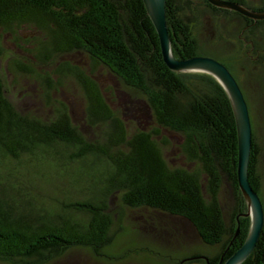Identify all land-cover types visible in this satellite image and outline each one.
Listing matches in <instances>:
<instances>
[{
    "label": "trees",
    "instance_id": "16d2710c",
    "mask_svg": "<svg viewBox=\"0 0 264 264\" xmlns=\"http://www.w3.org/2000/svg\"><path fill=\"white\" fill-rule=\"evenodd\" d=\"M196 1L214 16L238 20L240 49L254 54L253 62L262 61L264 19L254 21ZM234 1L264 9V0L260 5ZM191 2L166 0L173 55L216 58L241 86L235 68L239 51L223 55L216 47L200 46L192 30L197 18H192ZM152 24L143 0H0L2 31L41 32L46 38L42 54H84L91 72L101 68L123 84L148 123L129 130L124 113L113 109L99 83L76 67L73 75L85 97L83 126L96 133L87 134L65 108L48 118L26 113L8 97L0 71V163L48 159L58 168L73 166L71 182L80 185L75 197L52 208L27 206L29 200L23 203L0 187V264H50L82 248L101 260L112 259L109 249L128 233L121 224V207L174 216L204 245H218L213 255L193 251L163 259L145 252L151 264H205L200 256L215 262L244 241L250 220L242 215L247 208L237 180V127L230 99L207 73L171 70ZM247 105L252 127L248 178L264 210L260 148ZM225 192L234 201L228 218ZM124 250L128 255L131 249ZM241 264H264V227Z\"/></svg>",
    "mask_w": 264,
    "mask_h": 264
},
{
    "label": "rangeland",
    "instance_id": "374dc122",
    "mask_svg": "<svg viewBox=\"0 0 264 264\" xmlns=\"http://www.w3.org/2000/svg\"><path fill=\"white\" fill-rule=\"evenodd\" d=\"M260 5L262 0H247ZM201 4V3H200ZM193 33L204 49H217L220 54L238 52L236 63L238 81L243 96L248 101L256 130V141L260 148L258 174L260 190L264 200V57L253 62L254 54L247 56L237 42L239 22L229 16H214L208 9L192 0ZM191 16V15H190ZM46 38L34 29L21 28L4 32L0 29V71L5 79L8 97L14 105L29 114L48 118L58 109L65 108L74 121L87 134L96 133L83 126L85 97L73 75L78 68L99 83L113 109L124 113L129 130L147 125L141 116L138 103L132 101L128 90L114 76L101 68L92 69L89 60L81 53L62 56L42 54ZM259 53L264 54V35ZM246 54V55H245ZM236 79V78H235ZM239 84V83H238ZM176 162H180L177 159ZM58 168L52 161L42 162L22 159L18 162L0 163V187L15 197L36 208L55 207L64 199L75 197L79 184L71 182L73 166ZM8 189V190H7ZM226 218L232 211L234 201L226 192L223 197ZM26 205V204H25ZM123 233L109 249L112 259L101 260L87 249H72L62 258L50 264H151L145 252L157 253L163 259L179 258L197 251L213 255L218 245H204L184 221L168 214L148 209H118ZM128 255H123L125 248ZM134 250H139L134 252ZM166 264H171L165 262ZM189 264H201L192 262Z\"/></svg>",
    "mask_w": 264,
    "mask_h": 264
},
{
    "label": "water",
    "instance_id": "95a60500",
    "mask_svg": "<svg viewBox=\"0 0 264 264\" xmlns=\"http://www.w3.org/2000/svg\"><path fill=\"white\" fill-rule=\"evenodd\" d=\"M217 8L236 11L254 21L264 19V9H252L234 0H206ZM146 12L154 25L159 38L163 60L173 71L203 72L211 75L224 89L233 109L237 127V180L240 192L246 203L243 216L249 218L248 230L244 241L234 252L218 262H210L206 256H200L207 264H241L252 252L264 227V210L258 192L248 178V162L252 146V127L247 102L241 87L229 69L219 60L206 55H194L187 58L175 57L166 24V0H143ZM238 233V223L235 235ZM183 261L181 260L180 264Z\"/></svg>",
    "mask_w": 264,
    "mask_h": 264
},
{
    "label": "flooded vegetation",
    "instance_id": "af4514ba",
    "mask_svg": "<svg viewBox=\"0 0 264 264\" xmlns=\"http://www.w3.org/2000/svg\"><path fill=\"white\" fill-rule=\"evenodd\" d=\"M244 43H245V42H244ZM227 247H229V246H227ZM227 247H225V248L228 249ZM226 249H225V250H226ZM223 254H224V253H223ZM223 254L220 255V257L218 258V260H220V259H224V258H223ZM201 260L205 263L204 259L201 258ZM218 260H216L215 262H218ZM212 263H214V262H212ZM205 264H206V263H205Z\"/></svg>",
    "mask_w": 264,
    "mask_h": 264
}]
</instances>
